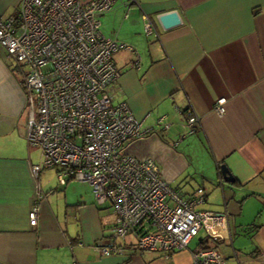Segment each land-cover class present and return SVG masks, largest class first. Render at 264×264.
I'll use <instances>...</instances> for the list:
<instances>
[{"label": "crops", "instance_id": "obj_1", "mask_svg": "<svg viewBox=\"0 0 264 264\" xmlns=\"http://www.w3.org/2000/svg\"><path fill=\"white\" fill-rule=\"evenodd\" d=\"M19 4L0 0V13L17 15ZM171 9L183 23L165 29L157 15ZM146 14L159 37L146 34ZM100 19L105 34L132 46L115 52L121 76L110 90L150 131L129 140L126 150L155 159L186 196L203 187L207 200L199 208L229 211L233 244L216 245L226 246L229 264H264V0H115ZM19 71L0 46V264H192L194 238L188 248L132 251L136 238L128 234L117 237L122 253L98 249L115 237L117 213L95 192L89 197L84 181L62 184L54 167L34 173L43 154L26 138ZM221 97L223 113L215 107ZM187 108L200 116L193 133ZM222 164L234 182L224 180Z\"/></svg>", "mask_w": 264, "mask_h": 264}, {"label": "built area", "instance_id": "obj_2", "mask_svg": "<svg viewBox=\"0 0 264 264\" xmlns=\"http://www.w3.org/2000/svg\"><path fill=\"white\" fill-rule=\"evenodd\" d=\"M114 2L20 0L17 15L0 13V46L22 71L26 138L43 154L42 162L33 165L34 173L57 168L60 183L89 182L98 202L112 204L115 237L98 247L103 254L122 253L117 237L128 234L136 238L132 251L188 248L201 230L210 240L232 245L229 211L199 208L207 200L203 187L186 196L164 178L155 159L126 150L129 140L149 129L110 90L121 76L115 52L132 47L102 30L100 15ZM133 2L139 0H127ZM144 17L146 34L159 37L152 17ZM226 99L217 100L219 113L225 111ZM198 124L200 116L190 112L186 125L192 131ZM39 213V206L31 209L32 224ZM190 250L192 264H229L215 245Z\"/></svg>", "mask_w": 264, "mask_h": 264}, {"label": "water", "instance_id": "obj_3", "mask_svg": "<svg viewBox=\"0 0 264 264\" xmlns=\"http://www.w3.org/2000/svg\"><path fill=\"white\" fill-rule=\"evenodd\" d=\"M157 18L165 29H170L183 23V17L177 9L163 11L157 15ZM221 175L227 182L235 181L233 173L230 171L229 167L226 164H222L221 166ZM222 177L221 182H223Z\"/></svg>", "mask_w": 264, "mask_h": 264}, {"label": "rangeland", "instance_id": "obj_4", "mask_svg": "<svg viewBox=\"0 0 264 264\" xmlns=\"http://www.w3.org/2000/svg\"><path fill=\"white\" fill-rule=\"evenodd\" d=\"M12 58H13V60H14V63H15V65H17L18 64V62H17V60L12 56ZM21 74H22V71H21V69H20V71H19ZM25 117H26V115H25ZM39 152H40V150L39 149H37V151H36V154H37V156L39 155ZM51 169H55V168H51ZM218 178V174H217V176H216V179ZM193 182H195V180L193 179ZM78 183V182H77ZM82 184H80V187H81V189H84V190H87L88 191V195H89V197H93V195L95 194L94 193V189H93V187L91 186V184H89V182H85L84 181V183L83 182H81ZM196 183V182H195ZM73 184H76V183H73V181H72V183H71V185L73 186ZM188 184V183H187ZM186 184V185H187ZM94 193V194H93ZM249 213V210H248V212H247V214ZM205 238V231L204 230H201L200 232H199V234L192 240V242H191V245H195V243L199 240H203ZM207 240H208V242H209V244H213L214 243V241H212V240H210L209 238H207ZM217 246H218V244H216ZM225 248H226V246L224 245V244H221L220 246H219V251L223 254V255H225V254H227V251H225Z\"/></svg>", "mask_w": 264, "mask_h": 264}, {"label": "trees", "instance_id": "obj_5", "mask_svg": "<svg viewBox=\"0 0 264 264\" xmlns=\"http://www.w3.org/2000/svg\"><path fill=\"white\" fill-rule=\"evenodd\" d=\"M153 19V18H152ZM144 25H145V23H144ZM146 32V31H145ZM24 85V84H23ZM185 112H187V116H188V114L190 113V112H192V110L190 111V108H187V109H185L184 110ZM187 118V117H186ZM186 122V121H185ZM199 126H200V124H198L192 131H191V129L186 125V128H187V133H193V132H196L198 129H199ZM150 132V131H149ZM148 132V133H149ZM70 180V179H69ZM174 188H176V187H174ZM177 190H180V189H178V188H176ZM181 191V190H180ZM207 238L208 237H205L203 240H200L199 241V244H198V246L199 247H201V248H208V247H211L212 245H215L216 246V244H219V243H217V242H215L214 240H212V241H214V243L213 244H209V242H208V240H207ZM146 250V249H145Z\"/></svg>", "mask_w": 264, "mask_h": 264}]
</instances>
